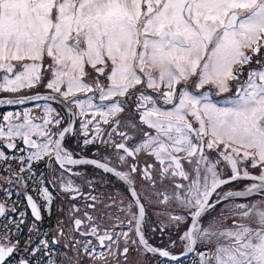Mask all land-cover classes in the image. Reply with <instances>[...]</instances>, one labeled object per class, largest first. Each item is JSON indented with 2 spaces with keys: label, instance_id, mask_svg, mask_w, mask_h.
I'll use <instances>...</instances> for the list:
<instances>
[{
  "label": "snow or ice",
  "instance_id": "snow-or-ice-1",
  "mask_svg": "<svg viewBox=\"0 0 264 264\" xmlns=\"http://www.w3.org/2000/svg\"><path fill=\"white\" fill-rule=\"evenodd\" d=\"M262 49L264 0H0V92L17 94L38 88L46 78L44 61H51L46 67L51 78L44 84L50 94L20 95L0 102L23 104L60 97L73 106L67 109V119L48 104L42 117L27 109L5 114L0 123V147L16 149V141H22L25 147L18 151L27 155L12 157L19 161L20 173L32 174L33 162L45 157L54 162L60 170L59 188L62 193H71L70 199L82 193L64 174L72 172L70 166L82 164L113 173L130 185L132 196L127 206L119 202L118 210L126 219L116 217L113 225V229L126 226L127 231L105 229L100 234L95 218L88 211L83 213L86 219L76 217L80 209L72 205L68 232L64 222L58 221L57 236L51 241L41 238L30 249L31 254L43 253L47 264H56L50 248L63 238L64 247L76 252V264H82V256H87L90 264H119V257L127 260L130 247L178 261L169 249L152 246L145 236L143 201L153 203L155 196L156 203H174L184 211L182 215H158H166L169 225L185 226L179 237L185 254L196 251L198 244L204 246L205 250L198 252L199 264H264V199L232 205L203 226L205 214L222 200L264 195ZM253 61L256 67H249L245 78V66ZM89 66L96 77L86 82ZM101 76L106 77L107 84L101 82ZM193 78L197 90L212 84L218 93L229 92L234 81L235 98L228 101L229 107H217L206 92L195 95L188 90ZM181 83L185 86L178 88ZM138 85L155 91L157 98L137 89ZM93 92L99 93L101 104H94L93 96L87 95ZM78 93L86 98H79ZM158 100L172 107L163 109ZM126 111L137 113L139 124L135 115L122 120ZM78 118H82L79 134L84 137L83 144L99 142L115 148L120 164H128L129 157L136 161L139 154L154 158L155 162L146 161L142 170L146 181L142 194L131 186V174L141 173L137 163H131L130 171L125 172L95 159L75 158L64 148L62 142L76 131ZM101 121L110 130H105ZM137 134H142L141 139L129 146L127 142L135 140ZM117 136L121 142L116 141ZM0 159H8L2 150ZM249 165L258 168L259 174L250 173ZM226 169L231 175L224 178ZM240 179L253 183L243 192L228 191L212 202L218 189ZM158 181L161 185L169 183L172 191H160ZM17 183H23L22 176H17ZM7 195L10 197L11 192ZM39 196L42 204L26 195L34 218L30 234L38 231L35 222L42 220V211L51 214L54 195L41 188ZM88 199L93 203L86 208H94L97 197ZM112 203L117 202L113 199ZM6 211L14 213L16 208L6 210L0 203V216L8 218ZM19 215L21 219L13 221L16 231L25 223V213ZM229 217H239V221L233 219L230 227L222 226ZM246 220L249 222L244 223ZM159 230H165L163 221ZM73 233L81 238L95 237L99 248L106 251H98L92 239H77ZM10 235L9 230L0 236V264H8L18 249L19 242L13 243ZM19 264L30 261L20 259Z\"/></svg>",
  "mask_w": 264,
  "mask_h": 264
},
{
  "label": "flooded vegetation",
  "instance_id": "flooded-vegetation-1",
  "mask_svg": "<svg viewBox=\"0 0 264 264\" xmlns=\"http://www.w3.org/2000/svg\"><path fill=\"white\" fill-rule=\"evenodd\" d=\"M251 55V53H249ZM261 57L264 58V49L261 50ZM51 63L50 59H45V80L42 85L35 89H25L22 92L17 94L0 92V101H5L9 98H15L16 96H32L39 93L40 95L50 94V90L44 87V84L47 83L48 79L51 78V73L46 71L47 65ZM249 67H256L255 62L250 66H245V78ZM89 76L86 77V82H90L96 77V73L89 66L87 68ZM2 75V73H0ZM102 83L107 84L106 77H99ZM232 85L229 92L218 93V89L212 84H206L201 89L197 90L195 88V78H193L188 84L187 88L195 95H202L203 93L208 94L209 100L216 104L217 107H229L228 101L234 99L235 93V82L231 81ZM185 85L181 83L178 85V88H182ZM137 89L145 91L147 94L157 98V93L152 89H147L146 85H138ZM79 98L85 99V94L78 93ZM88 96H93L94 104H101L102 102L99 99V93H87ZM109 101H104L103 104H108ZM131 103V101H129ZM45 104L51 105L57 112H59L61 117L67 119L69 107L72 105L65 104L62 102V98L58 97L55 101H31L27 100L23 104H7L0 102V123H3V116L7 113H23L26 109L30 110L32 114L36 117H42L44 115L43 107ZM40 105V107H36ZM158 106L163 109H169L171 105H164L162 100H158ZM136 116V123L139 124L138 114L134 111L125 112L121 115L122 120H127L129 116ZM91 118V117H88ZM79 119L78 118L74 127L76 131L74 133L66 135L63 143V146L66 150L74 153L75 158H85V159H95L102 163H108L110 167H114L117 170L128 172L130 171L131 163L135 162L138 164L141 169V173H132L131 179L133 181L132 187L138 193H143L145 191L146 181L143 179L142 170L145 166V162L154 163V158L149 157L147 154H139L136 161H133L132 158L128 159V164H120L117 159V150L113 147L101 146L99 142L84 145V137L79 134ZM97 119H99L97 117ZM101 126L105 130H110L108 125H104L101 121ZM198 127V125H196ZM145 131L155 134L154 130L148 129L147 125H141ZM127 131V129H122ZM142 134H137L135 140L128 141V145L131 146L135 142H139ZM107 137H105L106 139ZM117 142H121L119 136L115 137ZM16 149H7L6 147H0V150L4 151L8 159H0V203L5 204L6 210H10L12 207L16 208V212L6 211V216H0V236H3L4 233L11 231L9 239L15 243H18V249L15 251L11 257L8 258V264H19L20 259H26L30 261V264H47L48 257L43 256L41 253L38 256H33L30 252V249L35 247L38 241L41 238H46L49 241L53 237L57 236L58 228L57 222L63 221V228L65 233L68 232L70 225L69 212L72 205L79 207L80 211L75 213V216L81 219H86L83 215L85 211H88L94 218L95 223L100 226L101 232L105 229H112L115 232L127 231L126 226L124 227H115L113 225L117 223L116 217L124 220L126 219L125 214L121 213L118 210V204L120 201H123V206H127L129 202L132 201L131 192L129 191L130 185L119 179L113 173H107L103 169L97 168L95 165H76L70 166L72 168L71 173H65V179H71L74 185L78 186L82 195L78 196L76 199H70L71 193H62L59 188L57 178L60 176V170L58 165L54 162L49 163L48 158L45 157L43 161L33 162L32 164V174H29L27 171L20 173V163L17 159H13L14 156L27 155V152L21 153L18 151L19 148L25 147L22 141L17 140ZM120 154H123L122 151ZM215 155V154H213ZM108 157V160L104 158ZM24 167L27 169L28 165L25 164ZM249 172L255 175L259 174V169H253L249 165ZM15 173L16 175H13ZM78 173V175H76ZM55 174V175H54ZM30 175L33 178H30ZM230 169H226L224 173V178L230 176ZM17 176L23 177V183H17ZM11 181V183H9ZM57 181V182H54ZM158 186L160 191L167 189L169 192L172 191L171 185L165 183L163 185L158 181ZM253 181L248 179H240L232 181L227 185H223L220 189L217 190V193L211 198L212 202L219 199L225 192H243L245 189L250 186ZM47 188L53 195L54 200L51 206V214L48 212L42 211V220L36 221L38 231L29 233V227L33 224L34 218L31 215V210L27 205L26 195H31L37 204H42L43 201L39 196V189ZM7 192H11V196L7 195ZM90 196L97 197L94 208H86L87 204L93 203L91 199H88ZM115 200L117 203L113 204L112 200ZM156 197L153 196V203H145V220L143 225V230L146 238L149 243L157 248H167L170 250L172 255L178 257V261L171 260L167 257H160L158 254L153 253H144L138 251L135 247H130L127 260L124 257H119V264H199V251H204L205 248L203 245L198 244L196 246V251L185 254L184 243L180 241L179 237L186 230L185 226L182 224L179 228L174 225H169L167 223L168 217L166 215H158L159 213L172 212L173 214H184V211L177 207L174 203L169 204H159L156 203ZM261 199H264V195L260 193H253L249 196H240V197H231L227 200H222L220 204L216 205L215 209L209 210L208 213L204 216V225L207 226V223L214 217H217L222 210H226L228 207H231L235 204H251L258 203ZM143 200V197H142ZM108 205H111L109 207ZM24 212L25 216L23 217L25 223L21 225L20 230L16 231V225L13 221H19L21 219L19 213ZM236 219L239 221V217H229L223 221L222 226L230 227L232 225V220ZM161 221L164 222L165 230L161 232L159 229L161 227ZM247 223L246 221H243ZM190 223V222H189ZM156 229L153 231V229ZM45 234L47 236L45 237ZM76 235L77 239H92L93 243L97 245V249L100 252H105L106 249L99 248L98 241L95 237H79L78 233H73ZM30 241V242H29ZM172 241H175V245H172ZM7 242V241H5ZM66 241L63 238H60V243L58 245H52L50 248V255L56 264H76L78 259L76 252L70 248H65L64 244ZM123 246V241L121 240V250ZM29 249L26 251L25 249ZM82 264H90L89 258L87 256L79 257ZM115 264V262H113Z\"/></svg>",
  "mask_w": 264,
  "mask_h": 264
},
{
  "label": "rangeland",
  "instance_id": "rangeland-1",
  "mask_svg": "<svg viewBox=\"0 0 264 264\" xmlns=\"http://www.w3.org/2000/svg\"><path fill=\"white\" fill-rule=\"evenodd\" d=\"M248 168H249V166H248ZM243 180H245V179H243ZM246 222L248 223L249 221L246 220Z\"/></svg>",
  "mask_w": 264,
  "mask_h": 264
}]
</instances>
